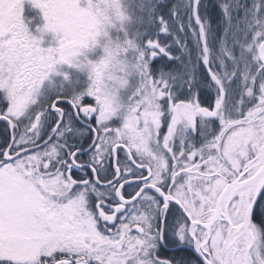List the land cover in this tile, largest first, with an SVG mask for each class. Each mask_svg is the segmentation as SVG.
<instances>
[{
	"label": "snow or ice",
	"instance_id": "6c2138e0",
	"mask_svg": "<svg viewBox=\"0 0 264 264\" xmlns=\"http://www.w3.org/2000/svg\"><path fill=\"white\" fill-rule=\"evenodd\" d=\"M0 264H264V0H0Z\"/></svg>",
	"mask_w": 264,
	"mask_h": 264
},
{
	"label": "rangeland",
	"instance_id": "374dc122",
	"mask_svg": "<svg viewBox=\"0 0 264 264\" xmlns=\"http://www.w3.org/2000/svg\"><path fill=\"white\" fill-rule=\"evenodd\" d=\"M25 8H26V13L25 14H26V16H29V17L34 16L38 12L37 9H33L31 7V5H29V4H26Z\"/></svg>",
	"mask_w": 264,
	"mask_h": 264
}]
</instances>
